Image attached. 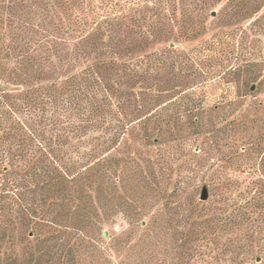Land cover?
<instances>
[{
    "label": "trees",
    "instance_id": "1",
    "mask_svg": "<svg viewBox=\"0 0 264 264\" xmlns=\"http://www.w3.org/2000/svg\"><path fill=\"white\" fill-rule=\"evenodd\" d=\"M170 1L185 2L45 1L5 45L16 65H0V200L12 201L11 219H24L18 229L35 235V264L45 256L54 264H108L114 242L105 241L104 225L115 208L140 227L132 220L141 211L133 193L159 190L161 179L167 188L172 183L171 173L152 167L155 154L140 156L128 146L176 137L177 121L199 123L195 106L173 113L158 106L177 79L195 83L200 76L194 67L184 75L175 70L180 55L171 37L192 39L200 31L192 22L160 25ZM247 1L236 5H252ZM242 83L264 87V77ZM162 222L143 224L144 243Z\"/></svg>",
    "mask_w": 264,
    "mask_h": 264
},
{
    "label": "rangeland",
    "instance_id": "2",
    "mask_svg": "<svg viewBox=\"0 0 264 264\" xmlns=\"http://www.w3.org/2000/svg\"><path fill=\"white\" fill-rule=\"evenodd\" d=\"M45 1L52 0H0V65H16L6 58L5 45ZM237 2L185 0L177 7L170 1L160 11L162 26L198 24L196 37H171V47L180 55L175 70L184 75L194 67L200 76L195 83L177 79L159 109L173 113L195 106L199 123L177 121L183 130L176 137L128 143L140 156L155 154L159 162L152 167L171 173L172 183L167 188L161 179L159 190L133 193L141 211L132 220L140 227L132 228L124 208H115L104 225L105 241L114 242L106 252L108 264H264V87L242 83L245 77H264V0H248V7ZM256 3L261 8L254 12ZM254 42L262 48L255 51ZM13 206L0 200V264H35L30 259L35 235L25 226L18 229L24 219H11ZM152 219L171 224L160 223L157 236L144 243L143 224ZM47 260L39 264H54Z\"/></svg>",
    "mask_w": 264,
    "mask_h": 264
},
{
    "label": "water",
    "instance_id": "3",
    "mask_svg": "<svg viewBox=\"0 0 264 264\" xmlns=\"http://www.w3.org/2000/svg\"><path fill=\"white\" fill-rule=\"evenodd\" d=\"M251 89H253V86L251 87ZM206 198H207V190H206V188H203L201 191V194L199 196V199L204 201V200H206Z\"/></svg>",
    "mask_w": 264,
    "mask_h": 264
}]
</instances>
